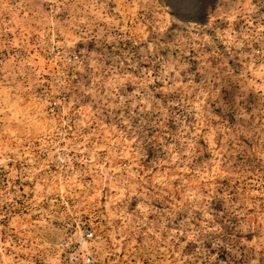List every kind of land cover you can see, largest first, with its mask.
Masks as SVG:
<instances>
[{
	"label": "rangeland",
	"instance_id": "1",
	"mask_svg": "<svg viewBox=\"0 0 264 264\" xmlns=\"http://www.w3.org/2000/svg\"><path fill=\"white\" fill-rule=\"evenodd\" d=\"M0 264H264V0H0Z\"/></svg>",
	"mask_w": 264,
	"mask_h": 264
}]
</instances>
